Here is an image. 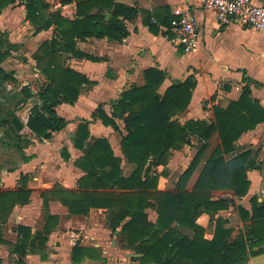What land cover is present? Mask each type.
<instances>
[{
	"label": "trees",
	"instance_id": "trees-1",
	"mask_svg": "<svg viewBox=\"0 0 264 264\" xmlns=\"http://www.w3.org/2000/svg\"><path fill=\"white\" fill-rule=\"evenodd\" d=\"M17 0H0V11ZM26 19L36 31L48 30L55 26V36L44 41L33 55L36 68L46 78L45 84L36 93L37 101L31 109L28 128L41 139H51L54 133L67 126V120L58 115L57 107L62 103L75 104L84 84H93L85 74L66 65L70 54L76 58L99 61L89 53L76 47L78 40L88 38L123 42L129 36L127 22L135 20L140 12L137 5H128L119 0H76L77 12L74 19L49 12V3L44 0H25ZM73 0H62L63 5ZM107 13L110 16L107 17ZM144 13V12H143ZM151 13H146L144 22L150 30L160 33V25L167 27L165 35L173 37L169 31L173 16L166 15L161 22L154 23ZM148 15V16H147ZM19 45L11 43L7 35L0 31V129L14 144L22 138L24 124L16 115V108L35 96L28 86L20 92L4 94L8 80L16 82L14 72L5 71L1 64L17 50ZM145 84L133 85L111 102V114L100 105L92 115L93 121L100 119L105 125L119 130L117 120H123L126 134H122L121 149L127 161L136 168L125 176L121 167L122 159L116 156L111 143L106 138L89 142L90 120L79 124L75 146L84 155L76 161L77 167L86 172L78 181V190L69 191L61 184L44 192L45 205L50 195L69 208L72 214H88L92 208H101L109 214V225L113 232L121 226L120 244L134 249L140 264H236L245 263L250 247L260 246L264 251V202L258 197L251 199L252 209L237 205L241 219L250 222L249 230L232 238L233 228L225 227L226 220L216 214L235 204V197L248 194L251 181L248 171L260 169L258 153L247 150L231 158L237 150V142L243 133L253 130L264 122V106L253 96L251 85H262L246 74L245 85L238 100L228 108L213 106L214 120H179V115L187 110L193 90L197 86L196 77L191 74L185 80H176L163 92L161 88L167 72L157 66L144 72ZM214 98V97H213ZM5 102H8L6 105ZM218 136L219 143L212 149L206 163L191 190L188 183L211 148V140ZM199 142L198 151L186 170L180 175L176 190L159 189V181L167 172L157 173L156 167L168 165L174 150L193 146L192 138ZM8 140V139H7ZM9 142L8 144H10ZM67 160L69 153L63 149ZM28 177L15 190L0 187V244H6L3 226L17 204L30 201L31 190L27 188ZM1 186V177H0ZM215 191L231 192V197H215ZM157 206L156 222L148 219L147 209ZM207 213L210 223L215 224L212 239L204 237L206 229L197 223L199 215ZM60 218L49 215L44 231L34 234L32 228L20 225L19 239L12 247L17 254L16 262L25 264L29 253H36L39 241L45 244L46 233L55 229ZM193 231L189 236L178 227ZM33 247V248H32ZM30 248V249H29ZM45 258L44 255H42ZM75 264L85 260L104 261L99 248L75 244L71 251ZM0 264L3 260L0 258Z\"/></svg>",
	"mask_w": 264,
	"mask_h": 264
},
{
	"label": "crops",
	"instance_id": "crops-1",
	"mask_svg": "<svg viewBox=\"0 0 264 264\" xmlns=\"http://www.w3.org/2000/svg\"><path fill=\"white\" fill-rule=\"evenodd\" d=\"M44 1L49 3L50 13L60 12L66 18H75L76 0L65 5L61 3L62 0ZM119 1L128 5H137L144 13L140 12L135 20L127 22L130 33L123 42L110 41L107 38L77 41L76 47L79 50L98 57L99 61L66 55V65L85 74L94 83L82 86L79 100L75 104L62 103L57 107L58 115L67 120V126L54 133L49 140L39 138L28 128L27 122L31 109L37 101L36 93L46 82L44 75L36 68L33 55L44 41L55 36L56 27L36 31L26 19L25 0H17L0 11V31L7 35L11 43L19 45L17 51H11L9 60L2 64L15 60L13 67L6 71H14L17 79L16 82L8 80L4 85L3 93L14 94L20 92L24 86H28L35 94L16 108V115L25 125L20 132L22 138L14 144L5 132L0 136L1 189L19 188L23 183L21 178L27 176L26 185L31 190L30 201L17 204L3 226L4 237L7 240L6 244H0V258L3 264H17L18 256L12 253V247L19 239L18 227L20 225L30 227L34 234L37 231H44L49 215L59 216V224L45 234L47 241L44 245L39 241L36 242L37 252L29 253L24 258L25 264H53V259L56 260L53 256L61 257L57 253H66L57 264H75L71 259V251L75 244L99 248L107 264H112L107 256L118 251L123 259H126V254H130L131 262L128 264H140L135 259L139 254L134 249L121 246V226L113 232L106 210L92 208L88 214H72L56 196L50 195L45 205L44 192L53 190L58 183L69 191L79 189L78 181L86 172L76 165V161L84 155V152L75 146V138L79 124L85 120L92 121L89 124L91 133L89 142L98 138L108 139L115 155L122 159L123 174L125 176L132 174L136 166L127 161L121 149L122 134H126L123 120H117L119 130H115L100 119L93 121L92 115L100 105L111 114V102L118 99L123 91L133 85L145 84L144 72L147 68L157 66L167 72L161 88L162 92L176 80H185L191 74L196 77L197 86L193 90L191 103L187 110L179 115L181 122L189 119L213 121V106L228 108L233 101L239 99L242 87L245 85L243 81L245 74L262 84H252L251 88L253 96L264 106V30L253 28L238 20L222 24L217 12L204 6L200 0ZM186 4L191 5L201 28L199 46L193 51H186L173 37L165 35L166 26L160 25V33L155 34L144 22L148 12L153 15L152 21L157 23L166 15L173 16L176 8H182ZM1 129L4 131V128ZM192 141L195 147L186 146L183 150H174L168 165L156 167L157 173L165 171L169 174V178L175 180L170 184L171 181L169 179L167 181V178L162 176L159 189H177L180 175L198 151L199 142L195 137ZM9 142L11 143L8 144ZM63 149H67L69 153L67 160L63 157ZM247 150H252L254 154L257 152L259 160L264 161V122L253 130L243 133L237 142V150L227 158ZM211 151L212 148L189 181L188 190L194 186ZM177 171L179 177L175 175ZM248 177L251 181L248 194L242 198L235 197L234 205L216 214V217L220 216L226 220L225 227L233 228L231 239H235L241 232L246 233L250 225V222L241 219L237 205L241 204L251 210V199L254 196L258 197L260 203L264 202V164L260 169L249 170ZM214 195L216 198L233 197L231 192L227 191H215ZM146 212L151 222L157 221V206L148 208ZM197 223L206 229L204 237L212 239L215 224L210 223V216L207 213L199 215ZM178 228L185 235H194L189 228L183 226ZM249 249V257L242 264H264L262 259L256 261L257 257L264 255V251L254 253L260 249V246ZM115 261L118 262V259ZM84 262L104 264L102 260Z\"/></svg>",
	"mask_w": 264,
	"mask_h": 264
},
{
	"label": "built area",
	"instance_id": "built-area-1",
	"mask_svg": "<svg viewBox=\"0 0 264 264\" xmlns=\"http://www.w3.org/2000/svg\"><path fill=\"white\" fill-rule=\"evenodd\" d=\"M217 12L220 23L238 20L253 28L264 30V0H200ZM170 27L173 38L186 51L198 48L201 28L190 4L176 8Z\"/></svg>",
	"mask_w": 264,
	"mask_h": 264
},
{
	"label": "rangeland",
	"instance_id": "rangeland-1",
	"mask_svg": "<svg viewBox=\"0 0 264 264\" xmlns=\"http://www.w3.org/2000/svg\"><path fill=\"white\" fill-rule=\"evenodd\" d=\"M17 51V50H16ZM8 59V58H7ZM7 59L5 60V61H7ZM9 60V59H8ZM5 61L3 62V63H5ZM26 61V60H25ZM2 63V64H3ZM14 63H16L15 62V60H13V61H8L6 64H4V65H2L1 64V66H2V68L4 69V67H5V71H6V69H10V67H13V64ZM4 66V67H3ZM14 72V71H13ZM6 103V105H8L7 104V102H5ZM3 133H4V131H3V129H0V136H2L3 135ZM2 134V135H1ZM218 141H219V139H218V136L216 135V136H214L213 138H212V140H211V148L213 149L217 144H218ZM196 145L194 144L193 145V147H195ZM183 148H186V146L185 147H183ZM183 148L181 149V150H183ZM210 148V149H211ZM193 149H195V148H193ZM0 156H1V153H0ZM172 156H173V154H172ZM171 156V157H172ZM170 160H171V158H170ZM170 162V161H169ZM178 174H179V171H177L176 172V177L178 176ZM179 177V176H178ZM166 178H167V181H168V179H169V181H171L170 182V184H172L173 183V181H175L173 178H169V174L167 173V176H166ZM166 184H168V182H166ZM169 184V185H170ZM115 239V238H114ZM122 246V245H121ZM123 247V246H122ZM53 254H54V252H53ZM58 255H60L61 257H55V256H53L56 260H54L53 259V264H57L58 262L57 261H59V260H61V259H63V256L66 254V253H57ZM126 256V259H123V258H121V254H120V252L118 251L116 254L115 253H113V254H110V255H108L107 257L110 259V261H112V264H128V263H130L131 262V258H129V256H130V254H126L125 255ZM13 257H11V259H12ZM67 258V256H65V259ZM118 259V262L117 261H115V260H117ZM127 259H128V261H127ZM264 260V255H261V256H259V257H257L256 258V261L257 262H259L260 260ZM126 260V261H125ZM12 263V262H11ZM18 264V263H17ZM83 264H87V262H84ZM89 264V263H88ZM93 264V263H92ZM94 264H97V263H94ZM99 264V263H98Z\"/></svg>",
	"mask_w": 264,
	"mask_h": 264
},
{
	"label": "water",
	"instance_id": "water-1",
	"mask_svg": "<svg viewBox=\"0 0 264 264\" xmlns=\"http://www.w3.org/2000/svg\"><path fill=\"white\" fill-rule=\"evenodd\" d=\"M110 16V13H107V17H109Z\"/></svg>",
	"mask_w": 264,
	"mask_h": 264
}]
</instances>
